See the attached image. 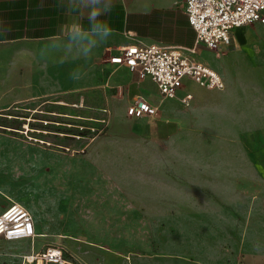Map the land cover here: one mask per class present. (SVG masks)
<instances>
[{
  "label": "crops",
  "instance_id": "0c3cea01",
  "mask_svg": "<svg viewBox=\"0 0 264 264\" xmlns=\"http://www.w3.org/2000/svg\"><path fill=\"white\" fill-rule=\"evenodd\" d=\"M100 2L105 7L111 5L109 12L102 11L97 18L113 30L109 36L104 24L89 20V10L94 7L90 0H0V111L13 105L26 106L30 100L57 98L52 113L98 117L95 120L107 118L103 134L107 136L103 138L113 140L114 148L122 151L126 137L157 148L144 161L149 164V171L143 177L135 172L131 178L132 195L141 197L138 201L134 198L133 208L141 214L140 218L146 219L139 227L149 228L157 250L149 256L134 258L131 264H224L222 228H231L228 217H235L237 191L252 189L253 169L264 179L257 158L242 159L250 173L236 171L237 161L232 162V167L228 165L232 171L222 173L217 157H186L179 153L180 149L176 153L170 149L163 153L161 149L182 137L211 130L203 127L205 118L212 116L208 123L217 124L230 107L243 106V98L242 104H234L238 97L229 91L231 83L226 76L225 91L202 88L186 77L174 97H162L151 77H139L126 65L109 61L124 46L159 44L196 47L194 56L211 67L203 56L212 50L196 44L195 32L185 13V0ZM186 94L192 95L189 106L180 101ZM140 97L158 107L159 114L128 116V106ZM72 103L76 108L64 112L66 107L62 106ZM24 126L27 127L22 124L19 130L0 125L8 133L0 131V214L12 203L27 205L34 196H39L40 201L35 173L29 168L28 147L24 145V155L17 154L13 149L20 139L9 135H26ZM237 130L260 133V139L242 141L241 146H264V124ZM40 142L49 144L42 139ZM62 158L57 155L53 161L58 164ZM106 158L118 164L127 162L123 155ZM124 171L123 166L118 168L119 177ZM222 180L229 187V195L220 194ZM50 188L54 195L58 193V176L51 178ZM29 209L35 212L32 207ZM69 210L74 211L71 219L66 215ZM56 211L43 226L37 219L34 221L36 232H41L37 228L48 227L49 233L65 238L66 232L57 229L79 222L78 211L71 206ZM34 214L36 217L37 213ZM37 238H0V247L28 240L30 253L39 250ZM89 238L91 244L105 242L96 236ZM94 255L106 257L104 253ZM94 255H86L84 260L94 264ZM4 262L0 257V264Z\"/></svg>",
  "mask_w": 264,
  "mask_h": 264
},
{
  "label": "rangeland",
  "instance_id": "374dc122",
  "mask_svg": "<svg viewBox=\"0 0 264 264\" xmlns=\"http://www.w3.org/2000/svg\"><path fill=\"white\" fill-rule=\"evenodd\" d=\"M203 59L222 75L224 81L225 76L228 77L231 83L229 91L238 97L234 98V104H242L241 98L244 104L237 108L230 107L217 124L208 123L212 116L205 118L203 127L205 130L210 127L211 130L172 141L161 149L162 152L170 149L176 153L180 149L179 153L186 157H217L222 173L232 171L228 165L232 167L233 161H237L236 171L250 173L244 168L242 159L253 156L259 162L258 170L264 173V146H241L242 141L260 139V133L237 130L264 124V23L254 22L236 28L230 45H220L217 51L205 52ZM56 102L58 99L52 97L35 99L26 106L13 105L0 111L1 126L20 130L22 124L27 125L24 126L26 135L19 132H9V135L20 139L13 149L17 154L24 155V145L28 147L29 168L35 173V188L40 191V201L39 196H34V200L31 199L27 205L21 204L31 212L35 223L37 219L40 226L45 225L58 208L71 206L78 211L79 222L73 221L68 223V227L60 226L57 229L66 232L65 238L59 237L57 233H49L48 227L37 228L41 230L40 233L36 232L40 236L36 239L38 249L46 245H60L78 263L85 264H92L85 261L84 257L95 252L104 253L106 257L94 255V264H131L136 257H146L156 252L149 228L139 227L141 221L146 219L140 218L141 214L133 208L134 198L138 201L141 197L132 195L131 178L135 172L143 177L149 171V164L144 161H148L157 148L132 137H126L121 151L112 147L113 140L103 138L107 134L92 141L64 136L63 133H77V128L66 127L63 123L69 121L78 125H93L97 124L95 119L98 117L81 115L68 120L63 114L52 113ZM62 107H66L64 112L76 108L75 103ZM45 119L61 122L62 125L44 126L40 121ZM40 129L45 131L41 133ZM0 131L5 133L2 129ZM83 134L87 135L88 132L84 130ZM40 139L49 144L40 142ZM57 155L63 157L58 164L53 161ZM118 155L125 156L127 162L118 164L114 159L108 161L106 158ZM120 166L126 171L119 177ZM251 172L252 189L237 191L235 217H228L231 228H222L224 264H264V179H260L254 169ZM55 175L59 181L56 195L50 188L51 178ZM228 188L222 180L220 194L229 195ZM243 192H246V196ZM30 207L35 209L36 217ZM66 215L71 219L74 211L69 210ZM89 235L105 242L88 243ZM29 250L28 240L12 243L0 247V257L4 258V264H23Z\"/></svg>",
  "mask_w": 264,
  "mask_h": 264
},
{
  "label": "built area",
  "instance_id": "2783aa9c",
  "mask_svg": "<svg viewBox=\"0 0 264 264\" xmlns=\"http://www.w3.org/2000/svg\"><path fill=\"white\" fill-rule=\"evenodd\" d=\"M185 13L189 25L195 32L196 44L217 51L220 45H230L232 32L236 28L254 22L264 23V0H185ZM195 52L196 47L171 48L159 44L128 45L122 47L119 54L111 56L109 61L126 65L139 77H151L162 97H174L186 77L202 88L223 90L225 82L221 74L198 60L194 56ZM191 99L192 95L186 94L180 101L183 105L189 106ZM145 114L157 116L159 109L141 97L127 108V115L130 117H140ZM64 115L68 118H77V116ZM40 122L44 126L62 125L61 122L47 119ZM95 122H97L96 125L83 123L78 125L69 121L63 123L66 127L77 128V133H63V135L76 140L92 141L105 133L108 121L107 118L102 117ZM84 130L88 132L87 135L83 134ZM44 131L40 130L42 133ZM37 237L33 217L23 205L12 203L0 214V238L19 240ZM23 264L82 263H78L64 247L52 244L25 255Z\"/></svg>",
  "mask_w": 264,
  "mask_h": 264
},
{
  "label": "clouds",
  "instance_id": "9594fccd",
  "mask_svg": "<svg viewBox=\"0 0 264 264\" xmlns=\"http://www.w3.org/2000/svg\"><path fill=\"white\" fill-rule=\"evenodd\" d=\"M90 2L94 5V7L89 10V20L94 21L96 25L104 24L105 34L109 36L113 30L105 21L97 20V18L101 16L102 11L109 12L111 10V5L105 7L101 4L100 0H90Z\"/></svg>",
  "mask_w": 264,
  "mask_h": 264
},
{
  "label": "bare ground",
  "instance_id": "6f19581e",
  "mask_svg": "<svg viewBox=\"0 0 264 264\" xmlns=\"http://www.w3.org/2000/svg\"><path fill=\"white\" fill-rule=\"evenodd\" d=\"M34 246V245H33Z\"/></svg>",
  "mask_w": 264,
  "mask_h": 264
}]
</instances>
